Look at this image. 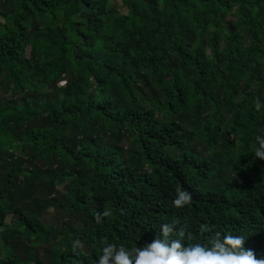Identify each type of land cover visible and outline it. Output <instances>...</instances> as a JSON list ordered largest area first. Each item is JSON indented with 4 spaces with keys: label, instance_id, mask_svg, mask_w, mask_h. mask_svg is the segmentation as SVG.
Here are the masks:
<instances>
[{
    "label": "trees",
    "instance_id": "16d2710c",
    "mask_svg": "<svg viewBox=\"0 0 264 264\" xmlns=\"http://www.w3.org/2000/svg\"><path fill=\"white\" fill-rule=\"evenodd\" d=\"M257 97L264 0H0V264H95L173 220L264 256Z\"/></svg>",
    "mask_w": 264,
    "mask_h": 264
},
{
    "label": "clouds",
    "instance_id": "9594fccd",
    "mask_svg": "<svg viewBox=\"0 0 264 264\" xmlns=\"http://www.w3.org/2000/svg\"><path fill=\"white\" fill-rule=\"evenodd\" d=\"M254 108L264 112V101L257 97ZM256 158L264 160V129L255 137L253 145ZM193 194L189 190L177 188L173 204L184 208L192 203ZM112 215L110 207L96 215L97 222ZM178 221L164 223L160 235L143 246H127L108 242L105 238L102 254L95 264H264V256L259 258L250 248H245L246 235L215 231L206 242L187 243L192 240L186 226L177 227ZM82 247L80 239L72 242L75 252Z\"/></svg>",
    "mask_w": 264,
    "mask_h": 264
},
{
    "label": "rangeland",
    "instance_id": "374dc122",
    "mask_svg": "<svg viewBox=\"0 0 264 264\" xmlns=\"http://www.w3.org/2000/svg\"><path fill=\"white\" fill-rule=\"evenodd\" d=\"M57 213L56 211H54L53 209H50L46 212H44L42 215H41V220L44 224L46 225H50V226H55L57 225ZM18 216L17 215H14L13 213H10L7 215L6 217V223L11 227H16L15 229L12 228V230H19L21 231L23 227H20L19 229V225H18ZM2 229H0L1 231ZM33 246V247H31ZM32 248V249H30ZM9 248H5L2 243H0V258H2L3 256H10V251L9 252H5V250L7 251ZM44 249H45V244H39L37 242L33 243L32 245H29V251L32 252V251H36L37 254H38V257L41 258L43 256V253H44ZM11 250L12 247H11ZM12 252V251H11ZM18 253L21 254L22 257H26L27 256V252L26 251H23V250H19ZM29 264H36L35 262H33V260L30 261Z\"/></svg>",
    "mask_w": 264,
    "mask_h": 264
}]
</instances>
